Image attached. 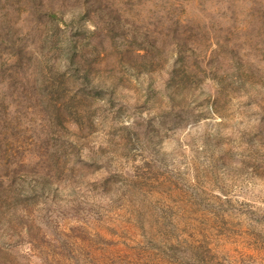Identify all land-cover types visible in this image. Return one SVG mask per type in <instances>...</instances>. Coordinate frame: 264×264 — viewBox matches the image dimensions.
<instances>
[{
  "label": "rangeland",
  "instance_id": "obj_1",
  "mask_svg": "<svg viewBox=\"0 0 264 264\" xmlns=\"http://www.w3.org/2000/svg\"><path fill=\"white\" fill-rule=\"evenodd\" d=\"M0 264H264V0H0Z\"/></svg>",
  "mask_w": 264,
  "mask_h": 264
}]
</instances>
